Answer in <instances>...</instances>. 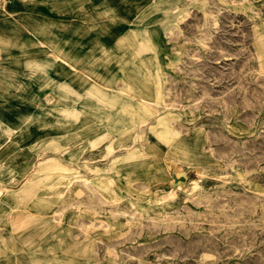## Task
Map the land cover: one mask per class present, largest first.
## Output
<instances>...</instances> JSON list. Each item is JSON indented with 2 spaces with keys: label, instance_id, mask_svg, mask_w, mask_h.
I'll return each instance as SVG.
<instances>
[{
  "label": "rangeland",
  "instance_id": "rangeland-1",
  "mask_svg": "<svg viewBox=\"0 0 264 264\" xmlns=\"http://www.w3.org/2000/svg\"><path fill=\"white\" fill-rule=\"evenodd\" d=\"M43 2L0 7V264H264V0ZM71 20L123 28L88 93Z\"/></svg>",
  "mask_w": 264,
  "mask_h": 264
},
{
  "label": "crops",
  "instance_id": "crops-1",
  "mask_svg": "<svg viewBox=\"0 0 264 264\" xmlns=\"http://www.w3.org/2000/svg\"><path fill=\"white\" fill-rule=\"evenodd\" d=\"M36 0H14L8 5V13L9 14H23L25 16V27L30 30L29 34H26L27 43H36L38 41V31L40 28L45 27L44 23L47 24L45 16H49L50 9L44 5L43 0H37L38 5L35 4ZM43 3V5H41ZM89 8V7H88ZM10 22V21H9ZM58 25L63 27L64 23L67 22L65 19L55 21ZM8 25H11L9 23ZM15 25V23H13ZM68 25H71V32L65 33L64 31H57L55 33L56 36V45L59 46V52L61 54V58H63L66 62H72V70L69 73V77H72V86L73 92L75 93H88L91 87V79L88 75L89 73V65L90 62L93 61V56L95 54L94 46L97 43L102 46V49H111L113 45L117 43V40L121 37L123 28L122 27H109L108 33H96L91 32L89 29L90 22L86 20L76 21L71 20L68 22ZM9 27V26H8ZM78 29V31H76ZM84 30L83 32H80ZM119 29V32L116 30ZM96 34L101 35L97 37ZM65 54L67 56H65ZM56 70L57 72L61 69V63L56 62ZM78 63V65L76 64ZM78 73V74H77ZM88 75H87V74ZM56 80H60V76L58 74L55 75ZM87 79V80H85ZM58 82V85H60ZM29 110L32 109V106L27 107ZM2 215L0 214V220ZM0 242V252H5V246Z\"/></svg>",
  "mask_w": 264,
  "mask_h": 264
},
{
  "label": "built area",
  "instance_id": "built-area-1",
  "mask_svg": "<svg viewBox=\"0 0 264 264\" xmlns=\"http://www.w3.org/2000/svg\"><path fill=\"white\" fill-rule=\"evenodd\" d=\"M12 0H0V7L4 6L5 4L11 2Z\"/></svg>",
  "mask_w": 264,
  "mask_h": 264
},
{
  "label": "bare ground",
  "instance_id": "bare-ground-1",
  "mask_svg": "<svg viewBox=\"0 0 264 264\" xmlns=\"http://www.w3.org/2000/svg\"><path fill=\"white\" fill-rule=\"evenodd\" d=\"M140 100H141V101H144V102L146 101V100H145V98H143V97H141V99H140ZM155 104H156V103H155Z\"/></svg>",
  "mask_w": 264,
  "mask_h": 264
}]
</instances>
